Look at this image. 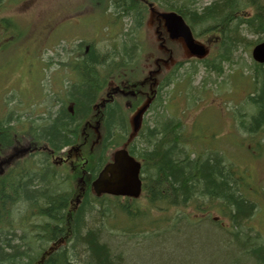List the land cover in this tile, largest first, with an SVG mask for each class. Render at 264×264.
Here are the masks:
<instances>
[{
	"label": "trees",
	"instance_id": "1",
	"mask_svg": "<svg viewBox=\"0 0 264 264\" xmlns=\"http://www.w3.org/2000/svg\"><path fill=\"white\" fill-rule=\"evenodd\" d=\"M96 1L106 3L104 8L108 7L115 19L130 17L132 25L128 32L122 34L119 44L116 45L118 51L113 48L96 50L89 46L87 53L80 50L78 55L66 59L76 83L71 84L68 91V81L63 93L58 97L62 104L54 112L55 116L47 120L46 127L39 128L38 122L27 118L30 121L26 125H31V133L26 136V140L32 138L33 143L38 146L42 145L43 139L47 147L54 149L56 154L65 147L83 143L84 139L80 137L83 125L90 120L92 104L97 102L101 90L109 80L119 84L128 78L139 82L142 76L139 59L146 51L150 50L151 53L153 47H147L140 41L137 33L152 8L182 16L192 29L194 37L213 36L219 39L217 46H220L218 49L221 50L216 59L202 62L200 68H196L203 70L206 75L213 73L216 78L221 76L225 65L232 70L237 64V54L241 47L252 41L255 45L264 41V0H211L205 5L197 0ZM19 2L20 0H0V12L6 7V3L17 8ZM47 13L50 12L44 11L42 15L38 12L32 16L40 31H44L43 25L55 15ZM30 31L17 19L0 17L2 73L12 66L14 53L19 50L18 44L22 40H26V45L21 50L29 51V46L35 53L33 57H37V50L32 49V43L36 42V39L39 42L40 35L35 36L34 40ZM82 46L83 43L77 45V48ZM182 65L177 63L175 69ZM244 69L252 77L254 84L251 96L249 94L253 110L246 114L241 111L239 116L242 118L236 120L237 133L247 137L245 143L252 147L248 149L249 153L257 157L263 152V142L258 137L262 138L264 135V65L251 62ZM172 75L173 72L170 73V76ZM187 78L186 76V80ZM170 82L171 77L165 79L163 87H160L157 108L160 107V95ZM68 103H72V113L66 109ZM119 106H107L106 120L101 122V138H95L98 143H95L93 149L85 148L83 151L87 158L84 168H88L91 180L126 138L125 115L130 111H123ZM166 114L155 111L153 120L143 135L142 144L146 147L138 151L133 149L131 152L135 158L142 160L140 198H144L145 204L138 203L139 198H97L88 184L80 195L79 203L74 207L73 200L77 194L74 182L76 177L63 172L67 170L63 165L64 168L60 169L46 164L41 152L28 155L25 160L0 177V264H181L174 261V248L169 249L162 244L165 236H156L154 233L158 228L156 221L153 222L151 217L157 216L153 217L150 213L165 208H169L171 212V217L165 222H170L171 226L175 224L171 229L172 241L176 235L188 229L195 230L202 225L210 226L220 233L216 245H211L212 248L208 245L214 252H210L208 261H203L202 264H264V250L249 245L255 238L248 239L244 232L231 235L208 221L197 226L192 225L194 227H189L185 221H178L182 215L189 218L184 208L189 207L188 210L195 212L202 210L201 208L209 210L212 207L208 204L214 205L215 202L221 206L220 209L226 210L225 212L235 211V215L238 213L248 216L254 207L242 196L243 173L240 174L239 170L233 168L219 153H209L204 159V154H200V151L191 152L184 148L181 126L177 120H166ZM15 116L13 118V113H10L7 119L0 121V152L8 150L14 141L22 139L15 133L20 124V115ZM90 141L87 139L86 145ZM193 154L200 156L190 157ZM82 160L79 159V162ZM253 172L256 173L255 170ZM235 176L239 177L238 184L234 180L237 179ZM100 217V221L107 220L111 226L116 225L114 227L118 230L123 229L120 232L125 236L119 238L123 240L120 245H117L119 242L114 244V241L107 239L103 229L93 226L96 221L100 222ZM125 217L130 219L131 223L136 222L131 229L127 230L121 226ZM241 237L244 238V244L238 243L237 238ZM152 239L159 241L158 244L150 249H140L143 243ZM137 250L142 253L137 252L134 257L130 254V258L128 253H135ZM153 253H158L157 255L163 258L162 261L152 259L155 257H151Z\"/></svg>",
	"mask_w": 264,
	"mask_h": 264
},
{
	"label": "rangeland",
	"instance_id": "2",
	"mask_svg": "<svg viewBox=\"0 0 264 264\" xmlns=\"http://www.w3.org/2000/svg\"><path fill=\"white\" fill-rule=\"evenodd\" d=\"M197 1L198 3L202 2V4L205 5L211 0ZM5 6L6 7L3 8L4 10L0 12V17L7 18L9 16L11 18L17 19L24 28L31 30L30 35H34V40L35 36H41V34L38 33L40 31L39 26L36 25V22L33 20L34 18H32V16L39 11L46 8H56L57 11L63 9L67 13L68 19L66 20L71 19L76 21L78 20L77 18H80L84 13L85 17L80 18V20L84 21L85 23L89 22L91 24H87L83 28H81V26L78 28H75V26L71 27L74 31L69 30L66 38L70 40L69 44H71V41H74L73 45L77 46L79 43H83V40L78 38L84 37L88 39L84 44L87 45V43H90L91 46L96 50H109L113 48V50L117 49L118 51L119 48L115 44L121 38L123 33L125 34L129 31L132 25L130 17H121L118 19L112 17L111 11L108 9V7L106 8V13L103 14L102 12L105 10L103 9L101 12L100 2H97L96 0H20L17 8L8 5V3H6ZM101 6L105 7L106 3H103ZM160 11L161 10L157 8H155V10L149 11L146 15L145 23L142 24L141 30L137 34L139 40L144 42L147 47H153V49H151V53H149V50L142 54V57L139 59V64H141L142 68H144V64L149 65L154 61L150 67V70L155 69V65L157 63L161 64L160 61L167 59L168 52L165 49H169L171 54H174L175 59H171L168 63L161 65H164L167 68L174 65L175 62L182 63L183 65L180 68L175 69L173 75L171 76V82L165 87L164 91L160 95V102H158L160 107L157 108V105H155L150 111V114H154L156 110H159L161 114L169 113V117L171 119L185 120L187 125L190 124L191 120L198 119L195 127L189 128L184 126L183 130L181 128V131H183L184 147H186L188 150L199 152L201 151L199 148L194 150L195 144L199 145L207 139L212 140V136H215L216 133L219 134L220 132L213 127L209 129L206 128L205 123L207 124V122L212 120V118L209 117L215 116L220 121V125L223 126V133H227L228 131L232 130L228 115H232L234 120H239L242 118L239 116L242 112L246 114L247 112H251L253 110L249 94L251 96L254 90V84L252 82V77L247 74V71L244 68L248 67L251 62H254L251 59L250 53L252 46L255 44L254 41H252L250 44H245L239 49V54H237L239 56L238 62L235 64V66H233L232 70L229 69V66L225 65L220 77L216 78L213 73L206 75L203 70L196 69L200 68L201 65L198 61L190 60V63H187L188 61L186 60H188L190 56L187 51H185V47L181 41L172 42L168 40L163 28L162 20L159 18V15L161 14ZM247 11H250V9H247ZM52 36H55V34L51 35V37ZM213 38V36H209L208 38L196 37V41L200 44L202 43V45L204 44L208 50L207 56L202 60L203 62H209L216 59L220 53L219 50L221 49H218L220 46H217L219 39ZM252 38L257 39L259 37ZM163 39L167 40L164 42L165 49L161 48V40ZM168 42L172 43L168 44ZM25 45L26 40H22L18 44L19 50L14 53L15 59L12 61V66L3 73V70L0 71V118H4V115L7 116L9 114L8 110H17V112L20 113V116L28 115V111H31L33 107L32 103L34 100L41 99V91L43 88L47 87V90H43V93L45 94V101L42 103L37 102V108H39L40 104H48L53 98L54 94L51 92L50 88L54 82L58 86H63V81L67 80L66 83L70 81V79H68L70 76H67L66 73H62V75L60 72V67H58L56 64V62L63 59L64 50L68 45L67 42L65 44L64 42L59 43L56 42V39H47L43 42L40 40L38 42L36 39V42L32 43V49L35 48V50H37V57H33L35 53L29 46V51L26 49L21 50L24 49ZM79 49L84 50V47L82 46ZM117 51L113 52L116 53ZM35 60H37L39 63ZM107 60H109V58H107ZM106 64L107 63L104 65L106 66ZM188 66H190V68H186ZM186 76L188 77L187 80ZM139 80H141V78ZM214 101L217 106L215 105ZM6 108L8 110L5 112ZM23 109L25 110L23 111ZM52 113L54 114V112ZM134 114L135 112L133 115ZM15 117L16 116L13 115V118ZM130 118H132L131 115ZM147 119L148 117L146 118V121ZM150 122L151 121L149 118L146 124L150 125ZM130 128L132 130V119H130ZM226 135L231 137L233 140L234 138L237 139L238 144L233 145L235 144V141L233 140V144L224 143L222 146L224 147L226 154L221 155L225 160L231 164H235L239 169V166L242 163L240 161V158H242L240 152L243 150H248V144L245 143L247 141V137L240 136L237 134V131L235 133L228 132ZM143 138L144 136L141 138V140L136 141L137 151L140 148L146 147L144 144H142ZM222 140L227 141L225 136L222 138ZM241 141H243L245 144ZM205 146L206 148L213 150V152L216 151L214 148V143L206 142ZM105 156H108V154H105ZM207 156L208 152L204 153L203 158L205 159ZM61 168L62 167H60V169ZM85 170L88 175V168ZM63 172L71 174L72 177L71 172L67 170H64ZM255 172L256 173L253 172L252 175L254 179L264 178V172H262L260 166L255 167ZM73 177L75 178L77 176H74L73 174ZM236 178L238 179L239 177L237 176ZM262 183H264V180ZM75 186L76 188L81 187V185L77 186L76 184ZM247 188H249V186L244 182L241 187L242 191L244 192L242 196L250 200L252 204H255L253 208L256 209L254 213L255 217L252 219L250 218V228H252L255 232L244 233L248 235V239L249 237L255 238L252 239L255 241H251L249 245H257V243H264V186H262L260 190L256 189L255 187L250 188L252 189L253 193H251ZM138 203L145 204L146 202L144 201V198H139ZM208 205L215 209L213 204ZM256 205H258V207ZM188 208H184V211L192 220V214L195 212V210H188ZM150 215L153 217L157 216V218L151 217L153 222L156 221V227L158 228V230H154L156 236H165L162 244L166 245L169 249L174 248L173 252H175L174 255L176 258H174V261L176 260L181 262V264L186 262L191 264H202L203 261H208L209 253L214 252V250H211L210 247L211 245H216V242L219 241L220 233H217L210 226L208 227L206 225H202L198 226V228L195 230H186L184 232L185 235H183L184 233H180L178 235L174 234L176 235V238H174L172 241L170 237L172 236L171 229L175 224L171 226L170 222H165L171 217L170 209L165 208L159 212L157 210H153L151 211ZM189 218L186 215H182L179 217L178 221H185L189 227H194L195 225L197 226L196 223L192 224V221ZM250 219H248V221ZM254 219L260 220V224H258V226H260L259 228L253 226L252 222ZM98 220L100 221L101 217L98 218ZM205 221L211 223L209 220ZM239 221L241 225L245 224L242 219ZM203 223L201 222L199 224ZM133 224H136V222L131 223L130 219L127 217L123 218L121 221V226L127 230L131 229ZM232 225L235 226V228H230L232 233L237 232L239 234L241 231L238 226V222L233 223ZM93 226L103 229L106 238L110 239V241H114V244L119 242L117 245H120L121 241H123L119 239L124 238L123 236H125L120 232L123 229L118 230L114 227L116 225L111 226L107 220H102L100 222L96 221ZM183 228L182 231H184ZM134 235H137V233H134ZM237 240L240 244L245 243L243 237L237 238ZM158 242L159 241L152 239L143 243L140 249H150L154 245H157ZM204 245H207V247ZM208 245H210V247H208ZM137 252L142 253L141 250H137L135 253H128V255L130 256L131 254V256L134 257L137 256ZM157 254L153 253L151 257H155L152 259L162 261L163 258Z\"/></svg>",
	"mask_w": 264,
	"mask_h": 264
},
{
	"label": "flooded vegetation",
	"instance_id": "3",
	"mask_svg": "<svg viewBox=\"0 0 264 264\" xmlns=\"http://www.w3.org/2000/svg\"><path fill=\"white\" fill-rule=\"evenodd\" d=\"M45 12H50L47 13L52 14L55 13V15H53L52 17H50V19H48L45 23V25H43L44 27V31H43V37H44V41H46L47 39L49 40H53L57 35L58 32L63 31V30H70L72 29L71 27L75 26V28L80 27L82 24H84V21L81 20H66L67 18V13L65 10H53V9H45V10H41L39 11L42 15V13ZM80 23V24H78ZM55 34L56 36H52ZM64 40L65 37H61L60 40L58 42H64L66 43ZM167 40L163 39L161 40V44H162V49H165L164 46V42H166ZM83 42V41H82ZM70 42H67V48L64 50V57L61 61H58L59 65L58 67H60V72L61 74L68 72V73H72L70 76V84L67 87V90L70 91L71 86L74 85L75 79L73 78V72L71 71V68L67 65L66 59L68 57L72 58L76 55H78L79 51L81 49H79L80 47L77 48L76 45H73V43L69 44ZM82 43H79L78 45H80ZM84 44V42H83ZM84 50L83 52L87 53L89 46H87L86 44L83 45ZM77 48V49H76ZM168 53H167V59H164L163 61H160L161 64L164 63H168L171 59H173V53L171 54L169 49H165ZM75 59V58H74ZM165 61V62H164ZM154 62V61H153ZM152 62V64H153ZM152 64L149 65H143L144 68H142V65L140 64V74H142L141 76V80L137 81H133L131 79H127L125 81H123V83L119 84V83H114L113 81L109 80L107 82V84L105 85V87L101 90L100 92V97L97 98V102H93L92 104V108H91V115H90V120L87 122H85V124L83 125L84 128H82L81 130V138H83V143L82 144H78L76 143V145L72 146V147H65L63 149H61L57 154L55 153L54 149H51L49 147H47V143L45 140H41L43 141L42 145H38L36 146L33 143V139L29 138L26 140V136L28 134H30L31 132V125H26L27 123H29L30 120H35L36 122H38L39 124V128L42 127H46L47 126V120L49 118H53L55 115L52 112H56L57 109H59L60 104H62V102L60 100V98H58L63 92V90L65 89V86L67 85V81L65 82L64 86H58L55 82L53 83V85H51V92H53L54 96L53 98L49 101V103H43L40 104L39 108H37V102L42 103L45 101L44 98V93L41 92V99L37 100L35 99L33 104V107L31 109V111H28V115L26 116H20V124L17 126V129L15 131V133H17L18 137H22L21 140H16L14 141L13 145L9 146V149H5L4 151L0 152V177H3L5 174H7L10 169L17 165L20 161L25 160L27 158L28 155L33 154L34 152H41V154L43 155V158L45 159V163L48 165H52V167L57 168L58 166H65V169H67L69 172H71L72 174H74V176L76 175L77 177L75 178V184L81 185V187L79 188H75L77 189V193H79V191H81V193L84 192V188L85 186H89L88 184L91 183V175H87L85 169L82 166H79L78 162L79 159H84L85 161V156H84V149L88 148L93 149V147L95 146V143H98V141H96L95 138H101L102 136V130H103V125L101 124V122L103 120H106V111H107V106H110V104H115V105H120L119 108L121 107V109L123 108V111H130V113L128 114V112L126 113L125 117L127 119V129H125V140L122 143V147H126L128 153L131 155L132 150H137V140H141V138L143 137L144 132H146L147 130V126L148 124H146V122L148 121V119L150 118V121L153 120V114H150V111L152 110V108L156 105L157 102V96L158 93L160 92L161 88L163 87V83L165 82V79H170V73L172 70V66H170L169 68H167L164 65H161L159 63H157L155 65V69L150 70V67L152 66ZM62 74V75H63ZM127 77V76H125ZM72 84V85H71ZM161 87V88H160ZM104 92V93H103ZM61 93V94H60ZM103 94V95H102ZM70 102V101H69ZM135 103H137L135 106H133ZM215 103V101H214ZM146 105L145 107H142L141 110L143 111L141 114V118H140V122H139V128L138 130L134 133V135H132V130L130 128V115L132 116L133 113L142 105ZM215 105L217 106V104L215 103ZM134 107V109H133ZM26 109V108H25ZM67 111L72 113V103H68V106L66 107ZM140 109V108H139ZM138 109V110H139ZM8 109L6 108L5 112ZM8 113H13V111L8 110ZM52 115V116H51ZM124 115V114H123ZM228 119L230 120V127L232 128L231 131L228 132H236L237 131V126H236V120L233 119L232 115H228ZM29 117L30 120H28L27 118ZM148 117L147 121L146 118ZM160 117V116H158ZM164 118L168 121H172L174 122V119H171L169 117L168 114L164 115ZM212 118V120H210L209 122H207L206 128H215L217 130H219V134L216 133V135L212 136V140L207 139L204 140L202 143H200L199 145H194L195 149H200V154H204L206 152H208V154H226V152L224 151V147L222 146L224 143H232V138L228 137L226 134L228 133H223V126L220 125V121L215 117H209ZM7 119V118H5ZM177 120V119H176ZM14 122L13 120H9ZM146 121V122H145ZM179 125L181 126L182 130L184 128V126L189 127V128H193L195 127V125L197 124L198 119H193L191 120L190 124L187 125L185 123V120L182 119H178L177 120ZM9 125H12V123H9ZM238 134V133H237ZM225 136V140H222V138ZM235 137V136H234ZM94 138V139H93ZM260 138V141H262V145H263V149H262V153L259 154L257 157H254V155H250L251 152L249 153V150H243L241 153L242 158H240V161L242 162L241 165L239 166V169L236 167L235 164H231L233 166V168H235L236 170L238 169L240 174L243 173V177L242 179L244 180L245 184L249 186V188H247L251 193H253L252 189L255 187L256 189H261V183L264 180V178H260L259 180H254L253 172L252 170H255L256 166H260L262 172H264V135ZM87 139H90L91 141L86 145ZM93 139V140H92ZM235 144H238V140L234 138ZM209 142V143H214L215 144V152H213V150L206 148L205 143ZM41 144V143H40ZM205 146V147H204ZM82 148V149H81ZM186 148V147H184ZM252 148L250 145H248V149ZM187 149V148H186ZM188 150V149H187ZM191 152H193V150H190ZM133 156V155H132ZM195 156V158H198L200 155L196 154V155H190V157ZM225 157V156H224ZM136 160H138L136 158ZM140 162V165L142 166V160H138ZM86 163V161L84 162ZM235 165V166H234ZM59 167V168H60ZM263 167V168H262ZM142 171V170H141ZM261 172V173H262ZM259 174V173H258ZM253 177V178H252ZM91 180V181H90ZM236 184H238L240 182V180L238 179H234ZM250 201V200H248ZM255 204H253L254 207ZM215 209L212 210H205L203 208H201L202 210L196 211L193 213L192 215V224L196 223L197 225L199 223H203L206 222L205 220H209L211 221V223H214L218 226V228L220 230H223L224 232H226L227 234H235L232 233L230 228H235L234 225H232L233 223H237L238 222V226H240V231L241 232H255L252 228H250V222L251 219L253 217H255L254 213L256 209H252L251 212H249L248 216H244L241 214L235 215V211H231V212H225L226 210L220 209L221 206H219L217 204V202H215L214 204ZM258 207V205H256ZM219 208V209H218ZM236 216V217H235ZM240 218V219H238ZM251 218V219H250ZM243 220V222H245L244 225L240 224L239 220ZM248 219H250L248 221ZM253 226H256L257 228H259L260 226H258V224H260V220L259 219H254L252 222ZM242 228V230H241ZM257 234V233H256ZM253 247H260L264 250V243H257V245H252Z\"/></svg>",
	"mask_w": 264,
	"mask_h": 264
},
{
	"label": "water",
	"instance_id": "4",
	"mask_svg": "<svg viewBox=\"0 0 264 264\" xmlns=\"http://www.w3.org/2000/svg\"><path fill=\"white\" fill-rule=\"evenodd\" d=\"M161 17L171 39H181L192 56L199 58L205 55L204 47L195 43L189 27L179 15L170 12L161 14ZM251 58L259 65H264V41L253 47ZM141 112L133 118L134 131L138 129ZM139 175L140 164L126 150L119 149L92 181L91 189L96 197L108 195L136 199L141 192Z\"/></svg>",
	"mask_w": 264,
	"mask_h": 264
},
{
	"label": "bare ground",
	"instance_id": "5",
	"mask_svg": "<svg viewBox=\"0 0 264 264\" xmlns=\"http://www.w3.org/2000/svg\"><path fill=\"white\" fill-rule=\"evenodd\" d=\"M263 42V41H262ZM255 62V61H254ZM255 63H257V62H255ZM258 64V63H257Z\"/></svg>",
	"mask_w": 264,
	"mask_h": 264
}]
</instances>
